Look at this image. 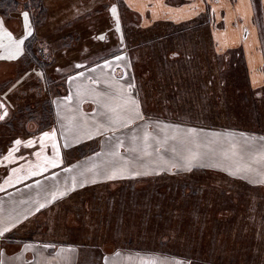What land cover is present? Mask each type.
Returning a JSON list of instances; mask_svg holds the SVG:
<instances>
[{"label": "rangeland", "instance_id": "374dc122", "mask_svg": "<svg viewBox=\"0 0 264 264\" xmlns=\"http://www.w3.org/2000/svg\"><path fill=\"white\" fill-rule=\"evenodd\" d=\"M0 21L23 47L0 61L5 246L264 264L263 0H0Z\"/></svg>", "mask_w": 264, "mask_h": 264}, {"label": "crops", "instance_id": "0c3cea01", "mask_svg": "<svg viewBox=\"0 0 264 264\" xmlns=\"http://www.w3.org/2000/svg\"><path fill=\"white\" fill-rule=\"evenodd\" d=\"M0 22H2L0 23V37L2 38V42L0 43V61H12L23 53V47L20 46L19 53L15 54L13 52H16V48L14 47V30L12 31L6 26H1L7 25V23L3 21ZM23 28L26 34L29 35L33 26L26 27L23 25ZM9 33H11V36H9ZM250 43L253 45V50L257 53L259 47L256 41L251 40ZM5 106L7 107V105ZM6 157L8 158L6 159ZM3 158L6 162L9 161L10 164L8 163L7 167H0V169H7L11 166L12 160L9 158V154H4ZM4 229H7L6 224L0 228V232L4 233ZM1 237H3V235H0V264H79L81 261L79 259V249L76 245L66 244L56 247H47L45 243L27 242L21 244L17 249H11L10 246H5L7 244L1 241ZM118 252L121 253V251ZM118 252L105 253L101 264H140V262H142L141 259L132 258L134 256V253H132L133 251H123L121 256H119L120 253ZM115 255L118 256L112 257ZM177 261L181 262L179 259ZM150 263L153 264L152 259H150L149 264Z\"/></svg>", "mask_w": 264, "mask_h": 264}, {"label": "snow or ice", "instance_id": "6c2138e0", "mask_svg": "<svg viewBox=\"0 0 264 264\" xmlns=\"http://www.w3.org/2000/svg\"><path fill=\"white\" fill-rule=\"evenodd\" d=\"M112 12L115 15V13H116L115 6H113V8H112ZM22 15L24 17L25 26L27 27V23H28V13L27 12H24V13H22ZM0 23H2V22H0ZM9 36H11V33H9ZM101 39H103V37H101ZM22 43H23V40H20L18 42V45L19 44H22ZM117 59H119V57H117ZM130 87H131V85H130ZM0 107H2V106H0ZM106 107H108V106L106 105ZM118 107L121 108V111L120 112H117L116 109H113V108H109V111L112 112V113H114V117L116 119H123V121H124V123H125L126 126H127V123L129 121L135 122L136 119H143L142 113H140L137 110V106H136V101L135 100L125 99L123 105L122 106H118ZM0 118H3V117H0ZM109 119L112 120L113 117L110 116ZM189 131L191 132V131H195V130L190 129ZM45 135H47V133H45ZM147 138H148V134L145 133V137H144V140H145V145H144L145 154H147L146 149L149 147V145L146 143ZM133 139L135 140V138H133ZM15 143L17 145H19L21 143V141L20 140H16ZM29 143H31V141H29ZM122 145H123V142L122 141H118V146H122ZM130 151L135 152V151H137V149L135 147H133V148L130 149ZM173 151H175V149H173ZM10 156H11V152L9 153V157ZM7 158L8 157H6V159ZM53 166H55V164H53ZM138 174L139 173H137V175ZM41 207H43V205H41ZM7 230L8 229H4V231H7ZM2 234L3 233L0 232V235H2Z\"/></svg>", "mask_w": 264, "mask_h": 264}, {"label": "trees", "instance_id": "16d2710c", "mask_svg": "<svg viewBox=\"0 0 264 264\" xmlns=\"http://www.w3.org/2000/svg\"><path fill=\"white\" fill-rule=\"evenodd\" d=\"M176 258H178L177 256H175ZM184 263H186V261L184 262ZM187 264V263H186Z\"/></svg>", "mask_w": 264, "mask_h": 264}, {"label": "flooded vegetation", "instance_id": "af4514ba", "mask_svg": "<svg viewBox=\"0 0 264 264\" xmlns=\"http://www.w3.org/2000/svg\"><path fill=\"white\" fill-rule=\"evenodd\" d=\"M1 117V116H0Z\"/></svg>", "mask_w": 264, "mask_h": 264}]
</instances>
